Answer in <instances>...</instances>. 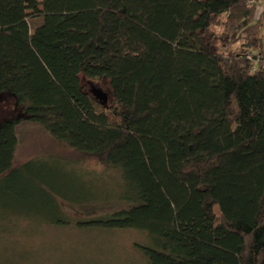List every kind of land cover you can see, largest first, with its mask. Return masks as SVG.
<instances>
[{"label":"trees","instance_id":"trees-1","mask_svg":"<svg viewBox=\"0 0 264 264\" xmlns=\"http://www.w3.org/2000/svg\"><path fill=\"white\" fill-rule=\"evenodd\" d=\"M249 1L0 0V92L24 106L0 122V199L36 182L38 157L13 165L27 122L77 155L63 161L118 175L114 209L83 224L145 231L149 264H264V15ZM80 75L108 81L109 108Z\"/></svg>","mask_w":264,"mask_h":264},{"label":"rangeland","instance_id":"rangeland-1","mask_svg":"<svg viewBox=\"0 0 264 264\" xmlns=\"http://www.w3.org/2000/svg\"><path fill=\"white\" fill-rule=\"evenodd\" d=\"M254 4L253 19L258 20L264 15V0ZM40 23V18L28 21L30 29ZM80 80L96 111L111 106L106 79L91 81L80 75ZM23 113L22 104L0 92V122ZM16 135L13 165L37 157L40 162L34 167L36 182L5 185L8 193L0 199V264H149L144 249L158 246L145 231L83 224L114 209L122 189L117 174L105 172L90 159L82 158L81 166L63 161L77 155L36 125L24 122Z\"/></svg>","mask_w":264,"mask_h":264}]
</instances>
